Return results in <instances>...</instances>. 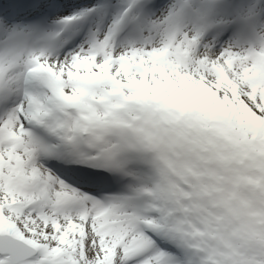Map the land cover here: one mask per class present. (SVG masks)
<instances>
[{
  "label": "snow or ice",
  "instance_id": "obj_1",
  "mask_svg": "<svg viewBox=\"0 0 264 264\" xmlns=\"http://www.w3.org/2000/svg\"><path fill=\"white\" fill-rule=\"evenodd\" d=\"M0 264H264V0H0Z\"/></svg>",
  "mask_w": 264,
  "mask_h": 264
}]
</instances>
